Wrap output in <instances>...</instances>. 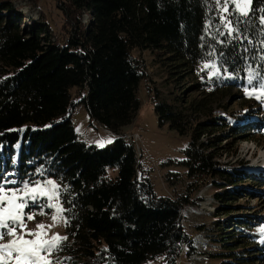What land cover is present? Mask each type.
I'll return each mask as SVG.
<instances>
[{
  "label": "trees",
  "instance_id": "obj_1",
  "mask_svg": "<svg viewBox=\"0 0 264 264\" xmlns=\"http://www.w3.org/2000/svg\"><path fill=\"white\" fill-rule=\"evenodd\" d=\"M14 1L0 0V180L56 181L68 221L59 249L63 262L177 264L184 248L187 254L194 249L181 224L188 193L215 178L228 183L215 192L221 200L234 199L221 195L233 190L263 193L236 181L247 168L235 172L219 161L230 139L246 140L261 128L260 117L232 124L227 115L197 104L185 112L151 95L160 123L180 135L190 133L183 159L188 181L176 196H157L138 178L135 145L120 129L140 106L145 67L136 52L143 49L165 54L172 68L187 74L197 62L215 60L223 75L214 84L253 88L250 70L264 76V0H253L247 17L229 5L232 35L216 0H55L62 13L59 30L43 17L27 18ZM259 83L253 80L256 88ZM72 88L91 120L117 134L112 143L98 147L78 138ZM109 168L117 169L113 177L107 176ZM243 219L234 217L232 224ZM231 227L213 238L222 241L220 255L228 258L225 264L248 263L255 257L239 254L250 249L232 246L239 234L230 235Z\"/></svg>",
  "mask_w": 264,
  "mask_h": 264
},
{
  "label": "rangeland",
  "instance_id": "obj_2",
  "mask_svg": "<svg viewBox=\"0 0 264 264\" xmlns=\"http://www.w3.org/2000/svg\"><path fill=\"white\" fill-rule=\"evenodd\" d=\"M14 6L20 9L27 18L35 20L43 17L55 30H59L62 13L57 8L55 0H15ZM217 8L221 16L227 17L229 12L222 11V3H217ZM227 21H229L228 17ZM136 54L140 56L145 67V78L140 83L138 90L140 106L131 122L120 129V133L126 139L132 140L135 145L137 159H140L138 178L147 181L157 196H176L184 192L185 184L188 181L183 159L184 149L190 140V133L180 135L170 128L167 122L160 123L150 96L155 95L157 100L165 101L177 110L185 112L192 111L194 105L197 104L203 110H212V113L216 115H227L232 124L242 118L251 121L252 118L249 117H260L264 122V96L257 98L258 91L253 95L247 94L245 89H248L249 92L253 91V88L249 87L239 89L236 86L220 87L214 84V77L223 75L215 60L197 62L191 73L187 74L182 67L172 68L173 64L166 59L167 56L159 51L143 49ZM206 64L209 65L208 68L204 67ZM70 91L76 101L71 111V119L78 138L98 147H101L98 145V141L113 140L117 134L105 130L91 120L85 105L77 102L79 96H75V88ZM263 129L264 124H261V128L258 131L254 129L247 140L241 136L230 139L226 148L223 149L222 155L219 156V161L235 172V169L242 172V168H247L246 171L249 174L247 172L246 174L240 173L243 178L237 177L236 181L242 182V185L260 189L263 193L252 194L246 190H233L232 193L222 192L221 195L222 198L233 197L234 199L221 200L215 195V192L223 191L228 183L224 182V179L219 180L218 178L214 179L215 182L209 180L196 192L188 193L190 202L182 206L181 224L195 241L194 249L191 254H187L186 248H184L177 264H225L224 261H227L228 258L220 255L224 252L220 245L222 241L219 244L213 238H219L221 236L219 233L226 232L232 228L231 226L234 227L230 235L239 234L233 240L235 244L232 246L237 247L239 244L240 248L250 249L239 254L248 253L249 256L255 257L248 263H240L264 264V233L259 231L261 227H264ZM134 134L139 137V140L136 141ZM108 144L105 143L104 146ZM116 172V168H109L107 176L113 177ZM167 176H171L170 180H166ZM49 180L57 185L53 178L31 184L35 185L37 182L43 183ZM217 183L226 184L217 186ZM23 184L24 182L21 184L17 182V184L7 185V187L23 188ZM44 186L48 189L52 187L50 184ZM20 194L23 195L22 192ZM41 199L42 203L38 202L25 210L35 216L34 220H26V230L35 231L38 223L46 226L53 225L51 216L55 214V208L44 207L48 200L47 198ZM51 203L61 206L57 199H53ZM42 208L45 215L39 214ZM234 217H243L245 221L243 223L247 226L244 227L243 223L232 224ZM64 220L65 217L62 213L61 218L51 228L45 229L48 233L45 238H51L56 233L67 237ZM17 232L20 233L21 229L18 228ZM242 234L251 237L241 236ZM224 235H228V233ZM25 238L34 239L32 236ZM9 239L12 237H5L0 243ZM48 258L52 260L53 264H69L68 260L62 261L65 258L59 250ZM147 264L160 263L159 260H152Z\"/></svg>",
  "mask_w": 264,
  "mask_h": 264
},
{
  "label": "snow or ice",
  "instance_id": "obj_3",
  "mask_svg": "<svg viewBox=\"0 0 264 264\" xmlns=\"http://www.w3.org/2000/svg\"><path fill=\"white\" fill-rule=\"evenodd\" d=\"M216 2L222 3L224 13L229 12V5H234L232 12H238L245 17L252 11L253 0H216ZM221 20L226 21L224 26L228 29V34L232 35L236 29L231 27V22L227 21L226 16H221ZM261 23L264 24V17H261ZM204 67L208 68L209 65L206 64ZM253 80H257L259 83L260 80H264V76L259 73L253 75L250 70L248 82L253 86V91L249 92L248 89H245L246 93L253 95L258 91L257 98L264 96V83H259V89H257L253 85ZM97 143L103 147L105 143H112V140L98 141ZM11 184H17V181L7 177L0 180V241H3L5 237H12V239L0 243V264H53L48 257L60 249L62 241L67 240L66 236H60L58 233L52 235L51 238H45L48 235L45 229L51 228L64 212L63 207L51 203L53 199L59 200V186L50 180L43 183L37 182L35 185H32L30 181H25L23 188L7 187ZM45 184L52 185L51 189L46 188ZM21 192L23 195L20 194ZM41 198L48 200L44 207L55 208V214L51 216L53 225L46 226L38 223L35 231L26 230V220H34L35 216L25 210L38 202L42 203ZM39 214H46L43 208ZM64 223L67 224L68 221L65 219ZM18 228L21 229L20 233L17 232ZM259 231L264 233V227H261ZM26 236H32L34 239H27Z\"/></svg>",
  "mask_w": 264,
  "mask_h": 264
},
{
  "label": "built area",
  "instance_id": "obj_4",
  "mask_svg": "<svg viewBox=\"0 0 264 264\" xmlns=\"http://www.w3.org/2000/svg\"><path fill=\"white\" fill-rule=\"evenodd\" d=\"M134 137H136V141L137 140H139V137L136 135V134H134ZM133 138V137H132ZM135 140V139H134ZM137 145V144H136Z\"/></svg>",
  "mask_w": 264,
  "mask_h": 264
}]
</instances>
